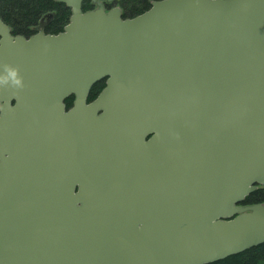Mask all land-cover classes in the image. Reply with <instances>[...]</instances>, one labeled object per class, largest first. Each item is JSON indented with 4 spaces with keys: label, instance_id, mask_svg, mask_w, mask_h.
Returning a JSON list of instances; mask_svg holds the SVG:
<instances>
[{
    "label": "water",
    "instance_id": "95a60500",
    "mask_svg": "<svg viewBox=\"0 0 264 264\" xmlns=\"http://www.w3.org/2000/svg\"><path fill=\"white\" fill-rule=\"evenodd\" d=\"M56 1L57 34L0 17V264H209L264 244V203L243 205L264 186V0L132 18Z\"/></svg>",
    "mask_w": 264,
    "mask_h": 264
},
{
    "label": "trees",
    "instance_id": "16d2710c",
    "mask_svg": "<svg viewBox=\"0 0 264 264\" xmlns=\"http://www.w3.org/2000/svg\"><path fill=\"white\" fill-rule=\"evenodd\" d=\"M152 1L154 0H118L117 3L123 10V17L132 18L148 10ZM94 8L91 1L83 3L84 11ZM51 12L54 17L45 30L47 33L57 34L64 30L71 16V9L64 3L56 0H0V17L11 27L13 35H33L40 20ZM104 84L101 81L93 86L90 99L98 94ZM258 203H264V186L247 196L244 201V205ZM209 264H264V244Z\"/></svg>",
    "mask_w": 264,
    "mask_h": 264
},
{
    "label": "flooded vegetation",
    "instance_id": "af4514ba",
    "mask_svg": "<svg viewBox=\"0 0 264 264\" xmlns=\"http://www.w3.org/2000/svg\"><path fill=\"white\" fill-rule=\"evenodd\" d=\"M105 8L107 9V10H109V9H111V8H113V7H115V6H119L118 5V3H117V1H114V2H105ZM119 7H121V6H119ZM71 9V8H70ZM121 10H122V8H121ZM123 11V10H122ZM72 12V11H71ZM51 14H52V17L50 18L49 17V15H47V16H45V17H43L42 19H45L46 21H47V23H46V25H45V28H46V26H47V24L48 23H50L51 22V20L53 19V17H54V13L53 12H51ZM41 19V20H42ZM40 20V21H41ZM40 24V23H39ZM39 26L40 25H38L37 26V31L34 33V34H36L38 31H39ZM45 30V29H44ZM45 33H47L46 32V30H45ZM48 34V33H47ZM102 81H104V86L99 90V92H98V94L94 97V98H92V99H90V96L88 97V103H92L93 101H95L96 99H97V97H98V95L101 93V91L105 88V86H106V82H107V79L106 78H104ZM75 101H76V96L75 95H70L69 97H67L66 99H65V101H64V105H65V112H68V111H70L71 109H73L74 108V106H75ZM1 108H2V105H0V116H1V113H2V111H1ZM152 135V134H151ZM151 135H149L148 137H147V139H149L150 137H151ZM73 186L71 187V189H72V192H73V194H74V197H76V196H78L79 194H80V192H81V185H80V182H76V181H73Z\"/></svg>",
    "mask_w": 264,
    "mask_h": 264
},
{
    "label": "clouds",
    "instance_id": "9594fccd",
    "mask_svg": "<svg viewBox=\"0 0 264 264\" xmlns=\"http://www.w3.org/2000/svg\"><path fill=\"white\" fill-rule=\"evenodd\" d=\"M9 77H11V78H15L16 77V72L14 71V70H10V72H9V76H6V77H4L3 78V82H7V80L9 79ZM15 82L18 84V83H20V81L19 80H15Z\"/></svg>",
    "mask_w": 264,
    "mask_h": 264
}]
</instances>
